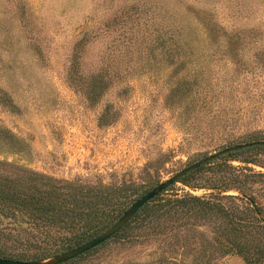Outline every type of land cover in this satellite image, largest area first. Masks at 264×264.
<instances>
[{
	"label": "rangeland",
	"instance_id": "374dc122",
	"mask_svg": "<svg viewBox=\"0 0 264 264\" xmlns=\"http://www.w3.org/2000/svg\"><path fill=\"white\" fill-rule=\"evenodd\" d=\"M195 16L230 41L204 39ZM171 26L178 42L165 41ZM79 40L85 73L108 67L99 95L68 82ZM235 65L237 81L227 74ZM205 90L241 101L264 130V0H0V97L11 101L0 102V126L26 145L0 159L60 179L131 185L130 205L222 148L186 119L187 96L197 107ZM258 156L264 161V149ZM186 191L205 193L180 182L170 192ZM195 254L156 239L112 241L71 264H194ZM215 264L243 261L228 254Z\"/></svg>",
	"mask_w": 264,
	"mask_h": 264
},
{
	"label": "trees",
	"instance_id": "16d2710c",
	"mask_svg": "<svg viewBox=\"0 0 264 264\" xmlns=\"http://www.w3.org/2000/svg\"><path fill=\"white\" fill-rule=\"evenodd\" d=\"M195 19L204 39L216 36L230 41L232 34L222 27L215 24L208 27L199 17ZM178 29L171 26L165 41L178 42L181 39ZM185 34L183 24V40ZM161 39V35L156 36L155 42ZM80 41L67 79L79 91L88 90L96 96L109 86L102 74L108 67L100 66L96 72L85 73L80 61L83 45ZM125 51L129 53L128 46ZM240 73L241 69L235 65L227 74L237 81ZM190 84L183 80L184 92L190 89ZM187 97L186 119L190 118V123L196 119L195 128L203 141L220 139L224 148L264 139V130L254 124L258 117L246 109L243 111L238 106L241 101L221 94L212 96L205 90L196 107ZM0 102L11 104L5 96L0 97ZM25 149L19 137L0 126V153ZM263 149L264 146H257L239 150L201 166L178 182L205 193H172L176 182L146 203L112 238L63 264H71L112 241L151 239L161 240L165 249L171 251L182 249L183 256L195 252L194 264H215L228 254L240 256L243 264H264V171L254 167L264 169V161L258 156ZM130 186L55 178L0 159V257L40 259L93 238L115 222L133 201L130 192H125Z\"/></svg>",
	"mask_w": 264,
	"mask_h": 264
},
{
	"label": "water",
	"instance_id": "95a60500",
	"mask_svg": "<svg viewBox=\"0 0 264 264\" xmlns=\"http://www.w3.org/2000/svg\"><path fill=\"white\" fill-rule=\"evenodd\" d=\"M264 146V139H257L247 142L236 143L230 146H226L219 149L213 153H210L199 160L185 166L181 170L177 171L171 177L159 182L157 185L152 187L150 190L138 197L133 203H131L128 208H126L119 218L113 222L109 228H107L102 233L97 236L75 246L63 252L53 254L44 258L35 260H17L12 258L0 257V264H63L70 260L77 258L80 255L94 249L95 247L106 242L112 238L116 233H118L130 220L131 218L150 200L158 196L160 193L165 191L167 188L172 186L174 183L178 182L182 177L188 175L189 173L197 170L201 166L210 164L222 157L247 148ZM254 206L255 203L253 202Z\"/></svg>",
	"mask_w": 264,
	"mask_h": 264
}]
</instances>
